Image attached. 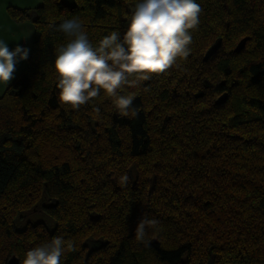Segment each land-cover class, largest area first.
<instances>
[{
  "label": "trees",
  "instance_id": "1",
  "mask_svg": "<svg viewBox=\"0 0 264 264\" xmlns=\"http://www.w3.org/2000/svg\"><path fill=\"white\" fill-rule=\"evenodd\" d=\"M135 2L7 9L34 34L0 95V264L53 236L75 245L62 264H264V0H198L188 56L126 86L135 115L103 90L61 104L55 49L68 38L56 26L79 17L95 45L123 34ZM37 210L52 228L23 221ZM142 217L158 221L146 242L135 239Z\"/></svg>",
  "mask_w": 264,
  "mask_h": 264
},
{
  "label": "clouds",
  "instance_id": "2",
  "mask_svg": "<svg viewBox=\"0 0 264 264\" xmlns=\"http://www.w3.org/2000/svg\"><path fill=\"white\" fill-rule=\"evenodd\" d=\"M198 0H136L121 34L113 29L94 45L79 17L64 19L56 27L68 38L55 49L54 72L58 99L61 104L78 109L103 93L121 115L135 111L131 108L135 93L124 94L126 86L133 88L150 74L161 73L186 58L190 52L192 32L200 23ZM29 48L0 37V84L14 76L19 61L27 59ZM99 112V109H96ZM127 181V175L121 178ZM155 219L142 217L135 239L146 242ZM75 245L62 236L26 251L22 264H62L66 251Z\"/></svg>",
  "mask_w": 264,
  "mask_h": 264
},
{
  "label": "crops",
  "instance_id": "3",
  "mask_svg": "<svg viewBox=\"0 0 264 264\" xmlns=\"http://www.w3.org/2000/svg\"><path fill=\"white\" fill-rule=\"evenodd\" d=\"M42 0H0V37H3L9 42L11 49L16 44L29 48V53L32 48L34 29L32 22H15L8 15V8L18 10H28L33 13L35 9L41 6ZM25 67V59L19 61L16 65L14 76L7 84H0V95L3 93L7 85H9L18 76Z\"/></svg>",
  "mask_w": 264,
  "mask_h": 264
},
{
  "label": "water",
  "instance_id": "4",
  "mask_svg": "<svg viewBox=\"0 0 264 264\" xmlns=\"http://www.w3.org/2000/svg\"><path fill=\"white\" fill-rule=\"evenodd\" d=\"M59 3L67 9H72L75 8L76 6L75 0H59ZM247 41L248 38H242L241 40H239V42L236 44L233 50L234 53L240 52L244 48L245 43ZM220 45H221V39L217 38L213 42V44L206 50L203 56V61L206 62L219 49ZM226 100H227V94L224 93L216 99L215 104L222 105ZM8 264H18V260L14 256H11L10 259L8 260Z\"/></svg>",
  "mask_w": 264,
  "mask_h": 264
},
{
  "label": "rangeland",
  "instance_id": "5",
  "mask_svg": "<svg viewBox=\"0 0 264 264\" xmlns=\"http://www.w3.org/2000/svg\"><path fill=\"white\" fill-rule=\"evenodd\" d=\"M133 5H131L132 10H133ZM23 221L25 223L26 222H29V223L42 222V223L46 224L49 228L53 227L52 222L47 217H45L40 210L29 212L25 216Z\"/></svg>",
  "mask_w": 264,
  "mask_h": 264
}]
</instances>
